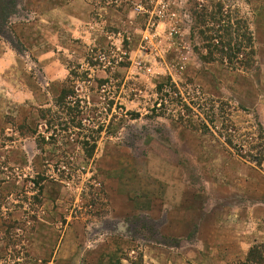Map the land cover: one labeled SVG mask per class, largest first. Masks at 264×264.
<instances>
[{"label":"rangeland","instance_id":"obj_1","mask_svg":"<svg viewBox=\"0 0 264 264\" xmlns=\"http://www.w3.org/2000/svg\"><path fill=\"white\" fill-rule=\"evenodd\" d=\"M1 30L0 264H264V0H18Z\"/></svg>","mask_w":264,"mask_h":264},{"label":"trees","instance_id":"obj_2","mask_svg":"<svg viewBox=\"0 0 264 264\" xmlns=\"http://www.w3.org/2000/svg\"><path fill=\"white\" fill-rule=\"evenodd\" d=\"M17 6L18 0H0V33L2 31L1 28L6 26L8 19L16 14ZM258 248L259 247H253L250 249L247 257L248 264L257 260L259 254ZM259 256H261V252Z\"/></svg>","mask_w":264,"mask_h":264}]
</instances>
